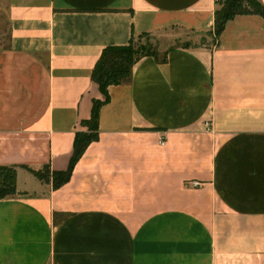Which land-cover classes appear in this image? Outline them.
<instances>
[{"label": "crops", "instance_id": "1", "mask_svg": "<svg viewBox=\"0 0 264 264\" xmlns=\"http://www.w3.org/2000/svg\"><path fill=\"white\" fill-rule=\"evenodd\" d=\"M0 5V164L17 191L0 199V264H264V18L237 14L213 44L142 56L108 86L98 139L54 189L33 171L67 168L101 97L103 48L170 28L210 37L215 2Z\"/></svg>", "mask_w": 264, "mask_h": 264}, {"label": "trees", "instance_id": "2", "mask_svg": "<svg viewBox=\"0 0 264 264\" xmlns=\"http://www.w3.org/2000/svg\"><path fill=\"white\" fill-rule=\"evenodd\" d=\"M212 35L216 38L225 22L237 14H256L264 18V4L259 0H214ZM147 35L132 34L126 44L108 45L103 48L91 73V79L97 84L102 100L94 99L90 116L81 120L82 127L75 132L73 139V152L69 158L67 168L64 170H51L48 164L42 169L33 171L40 180L52 182V188L56 189L66 183L72 170L83 154L86 147L98 139V117L100 106L109 100L108 86L128 83L132 76L133 65L145 55L152 54L140 52L134 44L135 37ZM88 129V130H87ZM16 169L14 166L0 164V199L16 194Z\"/></svg>", "mask_w": 264, "mask_h": 264}, {"label": "rangeland", "instance_id": "3", "mask_svg": "<svg viewBox=\"0 0 264 264\" xmlns=\"http://www.w3.org/2000/svg\"><path fill=\"white\" fill-rule=\"evenodd\" d=\"M215 39L212 33L210 37H207L205 35H194L183 29L170 28L152 34L142 35L141 37H135L134 44L140 52H148L153 57L159 59L167 48H195L203 46L204 44H213ZM6 46H8L6 13L4 7L0 5V48ZM102 99L103 95L101 94L98 100ZM82 129L85 130L86 127H82Z\"/></svg>", "mask_w": 264, "mask_h": 264}, {"label": "built area", "instance_id": "4", "mask_svg": "<svg viewBox=\"0 0 264 264\" xmlns=\"http://www.w3.org/2000/svg\"><path fill=\"white\" fill-rule=\"evenodd\" d=\"M159 142L162 143L161 140H160ZM197 184H198V183H197L196 181H192V182H191V186H196Z\"/></svg>", "mask_w": 264, "mask_h": 264}]
</instances>
